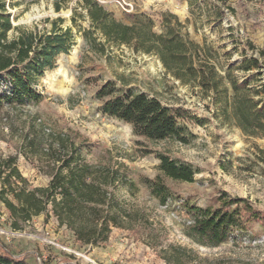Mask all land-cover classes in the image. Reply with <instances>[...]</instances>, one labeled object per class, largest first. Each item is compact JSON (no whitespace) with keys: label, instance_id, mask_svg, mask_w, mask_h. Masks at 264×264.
<instances>
[{"label":"rangeland","instance_id":"1","mask_svg":"<svg viewBox=\"0 0 264 264\" xmlns=\"http://www.w3.org/2000/svg\"><path fill=\"white\" fill-rule=\"evenodd\" d=\"M81 1L68 0L59 12L54 9L55 0L1 1L0 17L11 22L8 39L18 36L17 28L49 32L52 23L61 19L60 28L69 27L74 40L68 54L58 55L54 68L45 70L35 83L40 100L1 109L0 159L15 158L30 189L45 188L51 174L48 146L56 148L58 140L65 146L72 144L83 163L111 167L124 175L126 182L110 188L112 193L148 223L133 230L113 228L105 243L93 247L78 243L51 214L34 217L14 231L0 205V239L16 253L38 252L46 264H165L158 251L169 244L194 253H187L183 264H264L261 224L250 223L215 247L199 245L185 235L192 220L190 207L216 211L223 202L242 198L264 211V139L245 136L223 116V101L217 103L211 94L204 96L198 88L181 85L165 74L155 56L134 53L126 46L112 47L107 57L90 50L82 38L89 22ZM96 1L125 24H132L133 17L150 18L157 33L162 31V16L173 15L176 19L168 20L180 24L181 34L199 45L205 41L218 68L258 58V68L248 73L234 68L232 74L249 81L252 88L264 84V56L257 51L264 50V0ZM247 42L256 49L249 50ZM119 78L127 87H121ZM107 82L146 93L165 106L181 107L201 125L187 124L193 136L187 145L136 136L131 126L100 112L102 102L96 94ZM4 86L0 82V91ZM146 151L151 153L143 156ZM156 153L191 165L197 171L193 182L163 177ZM158 176L167 191L164 205L145 183Z\"/></svg>","mask_w":264,"mask_h":264},{"label":"trees","instance_id":"2","mask_svg":"<svg viewBox=\"0 0 264 264\" xmlns=\"http://www.w3.org/2000/svg\"><path fill=\"white\" fill-rule=\"evenodd\" d=\"M67 1L55 0V11L59 12ZM81 7L89 22V28L82 30V38L90 50L107 57L112 47L126 46L134 53L155 56L165 74L181 85L198 88L204 96L211 94L217 103L223 101V116L245 136L264 139V84L252 88L249 81L232 74L234 68L244 73L258 68V58L251 57L237 67L230 64L227 69L218 68L205 41L199 45L181 34L180 24L173 25L168 20L176 19L173 15L162 16V31L157 33L150 18L133 17L132 24H125L96 0H82ZM61 21L53 22L49 32L17 28L18 36L8 39L10 19L0 17V82L5 85L0 91V111L6 105L41 99L34 89L35 83L45 70L54 68L58 55L68 54L74 40L69 27L60 28ZM247 45L251 51L256 49L251 42ZM257 51L259 57L264 56L263 49ZM118 81L121 83V78ZM96 98L102 102L100 112L104 116L131 126L134 135L151 142L172 140L187 145L193 137L187 124L201 125L181 107L165 106L155 97L133 89L122 90L116 83H105ZM48 154L52 158L51 174L45 188L30 189L15 165V158L0 159V205L8 215L10 229L18 231L32 218L51 214L58 226L72 232L78 243L96 247L108 240L113 228L133 230L143 222L148 223L139 211L126 208L114 197L111 189L126 182L117 169L83 163L77 148L72 144L65 146L61 140L56 142V148L54 144L48 146ZM155 158L163 177L193 182L197 171L191 165L161 153H156ZM145 183L151 188V195L164 205L167 191L160 177ZM127 184L134 188L131 182ZM233 206L236 208L232 210ZM187 209L192 220L185 235L202 246L226 243L234 232L245 230L250 223L264 227V211L253 208L242 198L225 201L223 208L216 211ZM158 253L165 264H183L187 253L194 254L173 244L159 248ZM195 258L199 259L196 254ZM0 264L46 263L38 252L16 253L0 239Z\"/></svg>","mask_w":264,"mask_h":264}]
</instances>
